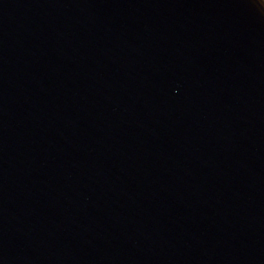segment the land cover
I'll return each mask as SVG.
<instances>
[{"label":"water","instance_id":"obj_1","mask_svg":"<svg viewBox=\"0 0 264 264\" xmlns=\"http://www.w3.org/2000/svg\"><path fill=\"white\" fill-rule=\"evenodd\" d=\"M0 264H264V0H0Z\"/></svg>","mask_w":264,"mask_h":264}]
</instances>
